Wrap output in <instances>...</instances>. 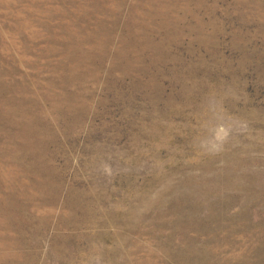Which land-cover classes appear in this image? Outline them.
Here are the masks:
<instances>
[{
	"label": "rangeland",
	"instance_id": "374dc122",
	"mask_svg": "<svg viewBox=\"0 0 264 264\" xmlns=\"http://www.w3.org/2000/svg\"><path fill=\"white\" fill-rule=\"evenodd\" d=\"M0 264H264V0H0Z\"/></svg>",
	"mask_w": 264,
	"mask_h": 264
}]
</instances>
